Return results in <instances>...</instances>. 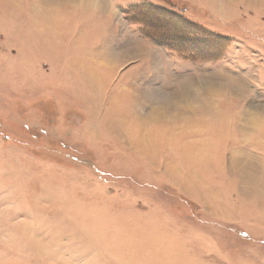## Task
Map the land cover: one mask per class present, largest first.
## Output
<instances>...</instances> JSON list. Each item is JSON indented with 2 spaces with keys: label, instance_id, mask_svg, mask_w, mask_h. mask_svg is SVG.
Masks as SVG:
<instances>
[{
  "label": "rangeland",
  "instance_id": "rangeland-1",
  "mask_svg": "<svg viewBox=\"0 0 264 264\" xmlns=\"http://www.w3.org/2000/svg\"><path fill=\"white\" fill-rule=\"evenodd\" d=\"M0 264H264V0H0Z\"/></svg>",
  "mask_w": 264,
  "mask_h": 264
},
{
  "label": "bare ground",
  "instance_id": "bare-ground-1",
  "mask_svg": "<svg viewBox=\"0 0 264 264\" xmlns=\"http://www.w3.org/2000/svg\"><path fill=\"white\" fill-rule=\"evenodd\" d=\"M183 85H184V84H183ZM190 85H191V84H188L187 87L184 88V90H183V89L181 90V87H182V86H181L180 88H178L177 92H178V93H182V94H183V93H184V94L189 93V91H190L189 86H190ZM240 126H241L240 128H241L242 130H243L244 127H245L243 124L240 125Z\"/></svg>",
  "mask_w": 264,
  "mask_h": 264
}]
</instances>
